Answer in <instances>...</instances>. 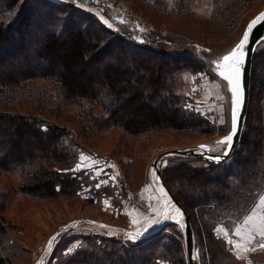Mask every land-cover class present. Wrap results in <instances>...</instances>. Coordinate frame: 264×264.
Listing matches in <instances>:
<instances>
[{
	"label": "trees",
	"instance_id": "trees-1",
	"mask_svg": "<svg viewBox=\"0 0 264 264\" xmlns=\"http://www.w3.org/2000/svg\"><path fill=\"white\" fill-rule=\"evenodd\" d=\"M261 1L234 0L218 20H202L205 31L213 38L223 37L227 32L223 26L240 15L241 23L230 28L225 46L230 50L248 21L264 8L263 2L261 9L250 14ZM52 6L48 0H0V174L16 178L14 191L35 202L61 196L97 206L103 193L108 196V190L116 189L96 188L88 173L76 172L73 167L79 154L93 152L94 136L115 135L128 161L119 164L131 170L138 159L130 153H143L150 144L158 145L173 134L207 129L210 123L189 110L186 98L177 94L178 71L191 66L201 69L205 62L195 52L156 53L109 38L98 29L91 33L89 26L82 28L68 20L59 30ZM35 12L42 21L33 19ZM54 14L60 20L61 15ZM258 47L247 117L231 157L217 166L205 162L207 167L200 170L175 157L160 170L164 187L186 213L187 209L205 210L211 261L223 260L229 253L212 232L213 220L244 214L264 185V49ZM108 54L113 58L104 60ZM98 61L100 67L92 68ZM125 170H118L123 177L116 194L120 198L145 184L144 176L140 183L134 176L133 183L128 182L130 170ZM88 187L93 194L85 198ZM176 223H165L137 243L97 235L75 237L79 247L53 264H187L183 241L164 232ZM6 226L0 215V234H5ZM0 264L12 263L0 257Z\"/></svg>",
	"mask_w": 264,
	"mask_h": 264
},
{
	"label": "rangeland",
	"instance_id": "rangeland-1",
	"mask_svg": "<svg viewBox=\"0 0 264 264\" xmlns=\"http://www.w3.org/2000/svg\"><path fill=\"white\" fill-rule=\"evenodd\" d=\"M48 1L54 5L52 6L54 9L52 18H55V25L59 30L68 20L70 23L82 28L89 26L91 33L98 29L102 34L108 33L109 38H114V40L116 38L136 47L148 48L156 53L169 56L182 53L193 54V52L196 55L199 54L201 61L205 62L204 68L195 69L191 66L187 70L178 71L177 94L184 96L186 107L208 121L210 126L198 132L173 134L169 138L159 140L161 143L158 145L153 146V144H150L143 153L129 152L131 156L135 155L138 161L134 166H131V170L126 168L127 166L125 167V169L130 170L131 176L128 179L124 173V179L126 178L128 182L133 183L134 180L131 181V177L134 176L137 183H140V180L143 181L144 176L143 182L145 184L143 183L132 192H126L121 198L116 196L120 191L119 185L122 183L123 178L121 174H118V170L121 171L122 169L123 172H126L120 164L123 162L126 165L128 161L125 156L121 155L120 146H117L118 136H94L92 140L93 152L80 153L73 169L76 172L85 171L88 173L89 179L93 182V185H96V188L116 189L115 191L111 189L112 192L108 190L110 193L108 196L103 193L97 206L61 196L35 202L24 194L14 191L18 185L16 178H12L8 174L6 176L0 174V206L3 208L0 215L4 217L7 224L5 234H0V257L9 259L12 264H53L56 261L55 259H59L60 256L73 254L75 247L80 245L79 240L74 239L82 235L113 237L122 242L137 243L151 233H149L151 230L150 222L152 225L157 219L159 220L165 211V207L168 206L166 211L169 218L172 219L170 221L177 223L167 227L164 232L166 235L183 241L185 259L188 264L181 209L185 213L186 211L178 203L175 204L171 200V194L169 190L167 192L163 187L161 176H158L157 172L166 167L168 162L175 157H178L175 158V161H180L194 169L200 170L207 166L202 160L181 155H166L157 162L155 161L160 154L174 149H182L184 148L181 147L183 145L210 144L212 146L211 151L217 153L222 152L224 149V145L217 141L226 132L228 133L231 128V96L227 82L215 72L211 61L219 59L228 50L225 46H227L226 43L231 37L230 28L232 26L237 27L241 23L238 19L240 15H235L229 24L223 26L227 29V32L223 37L218 38H213L210 33L208 34L205 31L207 29L206 24L202 20H218L222 11L234 0ZM263 2L264 0L254 4L250 14L261 9V3ZM28 5H34L33 1H28ZM59 7H62V12L58 10ZM117 8V13L121 9L126 15L122 21H114L110 17L111 9L116 10ZM54 12L61 15L60 20ZM37 15L35 12L33 19L40 21L42 17L38 18ZM209 25L211 27V24ZM68 28L69 26L66 30ZM196 40L200 44L195 45ZM263 49L264 41L258 47V50ZM103 58L104 60H110L113 56L108 54ZM166 59L172 60L170 57ZM95 63L91 67L98 69L102 62ZM149 67L155 69L156 65H149ZM178 139L182 142L181 144H179L180 142L177 143ZM154 164H156V167H154ZM146 185H150L146 187L147 192L152 190L153 194L158 195V197L153 196L151 193V200L155 197L161 202L156 209L154 201L151 203L146 202L147 197L144 196L143 199L139 196V193L145 194L141 191L145 189ZM89 191V187L84 189L83 197H91L93 192ZM261 196H264V185L261 186V190L257 192L255 199H253V205L258 202ZM132 200L138 204H133ZM127 207L132 209L130 211H133L137 218H144L140 225L132 222L130 216L133 213L130 214V211L126 210ZM176 209H179V212ZM251 209L252 207L239 217L225 216L213 220L212 232L216 238L221 240L224 251L229 252L225 254L223 260L216 258L214 261L209 259V245L206 241L208 217H206L205 210L201 209L204 212L203 214L198 209H187L186 215L189 217L194 231L193 260L197 264H249V262L250 264H264V247L258 246L261 238L256 236L249 243L246 239L241 238L244 235L243 231L241 236H236L231 231L240 226V222L246 215L250 214ZM258 211L261 210L258 209ZM262 214H264V211H262ZM88 219L99 222H91ZM60 227L63 229L68 228V230L62 233L59 238H54ZM145 228H147V231H144ZM217 229H224V231H217ZM137 231H141L143 234L135 241L128 239V234H134ZM225 232L228 235H225ZM229 240L232 243H229ZM237 243L243 245V247H234V244ZM245 247L254 250L245 251ZM160 264L168 263L161 261Z\"/></svg>",
	"mask_w": 264,
	"mask_h": 264
},
{
	"label": "water",
	"instance_id": "water-1",
	"mask_svg": "<svg viewBox=\"0 0 264 264\" xmlns=\"http://www.w3.org/2000/svg\"><path fill=\"white\" fill-rule=\"evenodd\" d=\"M261 13H264V8L262 10H260L253 18H251L248 21V23L246 24V26L244 28V31H243L241 37L235 43V45L230 50H228L227 52L222 54L219 57V59H217V60L215 59L214 61H211L212 66L215 69V72L222 79H224V78L220 75V70L217 69V64L221 63L222 57L224 55H226L228 52H230L233 48H235L238 43H240L244 34L247 32V29H248L249 25L251 24V22L254 19H256ZM263 41H264V22H262L261 24L257 25L255 28H253L252 32L249 34V40H248V42L246 44V48H245L244 63L240 66V88L242 90V104L240 105V107L236 113L237 117H238V127L236 130V135L233 137L232 147L229 149L227 144H223L224 145L223 151L220 153H217V152L211 151L212 146L210 144H205V143L204 144H197L194 146H187V147H184L182 149H174V150L162 153L156 158L155 162H157L161 157L166 156V155H181V156H186V157H188V156L193 157V158L202 160L208 164L217 166V165L223 164L225 161H227L231 157L232 153L234 152V150L238 147V145L240 143L244 124H245L246 117H247V112H248V107H249V102H250V93H251L252 63H253L254 52H255L256 48L258 47V45H260V43H262ZM225 81L228 84V88H229L230 96H231V112H230L231 128H230V131L226 135L221 136L217 142L225 139V137L227 135H229L232 131V116H233V109H234L233 94L231 91V85L228 83L227 80H225ZM202 146H206V148L209 150L205 151L204 147H202ZM225 151H227V155H224ZM217 157H219V160H217ZM154 167H156V164H154ZM157 175L160 176V173L157 172ZM163 187H164V185H163ZM165 190L168 192L167 188H165ZM170 197H171V200L176 204L177 202H176L175 198L172 195H170ZM181 210L183 213V218L181 220L183 222V228H184V234H185V243H186V253H187L188 264H197L193 260L194 231H193L189 217H187V215L183 211V209H181ZM163 225H161L158 229H160ZM158 229H156L155 231H157ZM67 230H68V228L62 229L61 231H59L54 236V238L58 237L62 233L67 232ZM155 231H153V232H155Z\"/></svg>",
	"mask_w": 264,
	"mask_h": 264
},
{
	"label": "snow or ice",
	"instance_id": "snow-or-ice-1",
	"mask_svg": "<svg viewBox=\"0 0 264 264\" xmlns=\"http://www.w3.org/2000/svg\"><path fill=\"white\" fill-rule=\"evenodd\" d=\"M264 22V13H261L256 19H254L251 24L249 25L247 32L244 34L240 43L237 44L235 48H233L230 52L222 57V62L217 64V69L220 70V75L228 81L231 85V91L233 94V116H232V131L229 135L225 137V139L219 141L220 144H227L228 148L232 147L233 137L236 135V130L238 127V117H237V110L239 109L240 105L242 104V90L240 88V66L244 63L245 58V48L246 44L249 40V34L252 32L253 28L257 25ZM204 147L205 151L209 149ZM224 155H227V151L224 152ZM219 160V157H217ZM79 167V165H78ZM261 210V211H258ZM179 212V209H176ZM264 196H261L257 203L252 206L250 214L246 215L243 220L240 222V226L235 227L231 231L236 236H241L243 231L244 235L241 236L242 239H246L249 243H251L256 236L261 238V241L258 243L259 247H264ZM168 217L165 216V219ZM151 226V222L150 225ZM147 231V228L144 229ZM217 231H224V229H217ZM143 233L141 231H137L134 234H128V239L135 241L140 235ZM228 235L227 232L224 233ZM229 243H232L229 240ZM51 246V245H49ZM234 247L241 248L243 245L237 243L234 244ZM245 251L254 250L244 248ZM250 264V262H249Z\"/></svg>",
	"mask_w": 264,
	"mask_h": 264
},
{
	"label": "crops",
	"instance_id": "crops-1",
	"mask_svg": "<svg viewBox=\"0 0 264 264\" xmlns=\"http://www.w3.org/2000/svg\"><path fill=\"white\" fill-rule=\"evenodd\" d=\"M50 1H53V0H50ZM82 1V0H81ZM55 2V1H54ZM106 7H108V6H106ZM110 8V7H109ZM106 9V8H105ZM106 10H108V9H106ZM112 10H115V9H111V15H110V17L115 21V20H120V21H122V19L124 18V17H126V15L124 14V12L120 9V11L117 13L116 11L118 10V8L115 10V11H112ZM149 187L150 185H146L145 186V189L144 190H142L141 192H143V193H145V194H140L139 193V196H141L143 199H144V196L145 197H147L145 200H146V202L147 201H149L150 203L151 202H153L154 201V203H155V209L161 204V202H159V200L157 199V198H155V197H153V199L151 200V196H152V194H153V192H152V190H149V192H147V188L146 187ZM152 193V194H151ZM153 196H157L158 197V195L156 194H153ZM150 198V199H149ZM132 202H133V204H135V205H137L133 200H132ZM136 208H138L137 206H136ZM130 209L131 208H129V207H127V211H130ZM166 209L168 210V206L167 207H165V211H164V213H162V216H161V218L158 220H156V222H154L152 225H151V230L149 231V233L151 232V233H153V231H155L156 229H158L161 225H163V224H165L166 222H168V221H170V220H172L171 218H169V214H167L168 212L166 211ZM132 210V209H131ZM130 214L131 213H133L130 217H132V222L134 223V224H141V222L143 221V219L144 218H137V216H136V214L133 212V211H130L129 212ZM160 214V213H159ZM165 216H167L168 218L167 219H165ZM132 223V224H133ZM148 234V233H147Z\"/></svg>",
	"mask_w": 264,
	"mask_h": 264
},
{
	"label": "flooded vegetation",
	"instance_id": "flooded-vegetation-1",
	"mask_svg": "<svg viewBox=\"0 0 264 264\" xmlns=\"http://www.w3.org/2000/svg\"><path fill=\"white\" fill-rule=\"evenodd\" d=\"M160 173V172H159Z\"/></svg>",
	"mask_w": 264,
	"mask_h": 264
}]
</instances>
